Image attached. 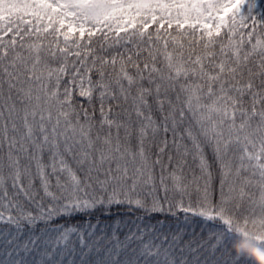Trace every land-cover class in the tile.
<instances>
[{"label": "snow or ice", "instance_id": "snow-or-ice-1", "mask_svg": "<svg viewBox=\"0 0 264 264\" xmlns=\"http://www.w3.org/2000/svg\"><path fill=\"white\" fill-rule=\"evenodd\" d=\"M248 230L264 0H0V264H255Z\"/></svg>", "mask_w": 264, "mask_h": 264}, {"label": "clouds", "instance_id": "clouds-1", "mask_svg": "<svg viewBox=\"0 0 264 264\" xmlns=\"http://www.w3.org/2000/svg\"><path fill=\"white\" fill-rule=\"evenodd\" d=\"M235 233L244 231L237 226L233 227ZM232 247L236 253L250 257L255 264H264V244L256 239V233L251 230L247 234H237L232 243Z\"/></svg>", "mask_w": 264, "mask_h": 264}]
</instances>
